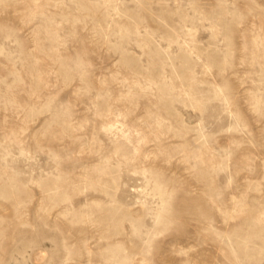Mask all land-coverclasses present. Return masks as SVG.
<instances>
[{
  "label": "rangeland",
  "instance_id": "1",
  "mask_svg": "<svg viewBox=\"0 0 264 264\" xmlns=\"http://www.w3.org/2000/svg\"><path fill=\"white\" fill-rule=\"evenodd\" d=\"M0 264H264V0H0Z\"/></svg>",
  "mask_w": 264,
  "mask_h": 264
}]
</instances>
